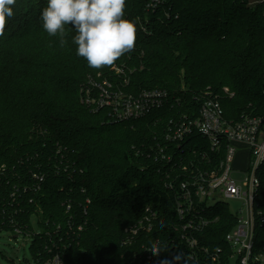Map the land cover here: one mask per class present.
Wrapping results in <instances>:
<instances>
[{
  "label": "trees",
  "instance_id": "obj_1",
  "mask_svg": "<svg viewBox=\"0 0 264 264\" xmlns=\"http://www.w3.org/2000/svg\"><path fill=\"white\" fill-rule=\"evenodd\" d=\"M148 3L126 0L135 46L99 70L76 55L72 25L63 44L42 29L47 0H16L0 35V232H25L36 216V264L55 252L66 264H229L231 213L213 207L217 221L194 236L208 256L196 261L175 213L180 183L218 158L165 137L169 121L196 116L206 96L228 121L264 117V1L164 0L154 12ZM97 75L132 93L163 89L168 103L138 120H110L86 104ZM257 234L264 242V229ZM153 246L162 250L152 255Z\"/></svg>",
  "mask_w": 264,
  "mask_h": 264
},
{
  "label": "built area",
  "instance_id": "obj_2",
  "mask_svg": "<svg viewBox=\"0 0 264 264\" xmlns=\"http://www.w3.org/2000/svg\"><path fill=\"white\" fill-rule=\"evenodd\" d=\"M163 1L149 0L148 10L154 11ZM117 71L116 74H119L120 71ZM124 84L126 86L127 82ZM87 86L86 104L93 111L104 109L113 121L144 118L152 111L166 106L169 98L163 89L132 93L99 75L91 78ZM196 139L204 140L205 143L194 144ZM165 141L169 147L176 146L179 150L204 145L218 158L214 170L206 173L197 171L190 180L175 188L178 230L193 260H198L199 255L208 256V250L200 249L194 236L217 221L218 216H215L216 210L213 207H223L228 200L239 199L243 201V210L233 213L225 208L235 219L234 227L224 238L230 248L229 260L236 259V264H264V242L258 243L257 234L258 230L264 229V206L257 201L261 188L259 174L264 171V117L228 121L219 101L206 96L200 102L196 116L181 114L169 121ZM164 149L167 150V147ZM160 152L162 154V150ZM241 152L248 154L246 168L242 171L246 176L242 185L244 192L231 177L235 171L233 164ZM162 160L170 162V158L163 155ZM219 195L221 199H218ZM11 234L14 239L19 236L33 238L36 235L30 224L25 232L14 227ZM62 253H53L44 264H66Z\"/></svg>",
  "mask_w": 264,
  "mask_h": 264
},
{
  "label": "clouds",
  "instance_id": "obj_3",
  "mask_svg": "<svg viewBox=\"0 0 264 264\" xmlns=\"http://www.w3.org/2000/svg\"><path fill=\"white\" fill-rule=\"evenodd\" d=\"M16 0H0V35L7 20L14 16ZM126 0H47L40 12L41 27L50 36L59 35L63 44L66 27L75 30L76 55L89 68L111 66L136 42V26L125 18ZM153 246L148 251L157 255Z\"/></svg>",
  "mask_w": 264,
  "mask_h": 264
},
{
  "label": "rangeland",
  "instance_id": "obj_4",
  "mask_svg": "<svg viewBox=\"0 0 264 264\" xmlns=\"http://www.w3.org/2000/svg\"><path fill=\"white\" fill-rule=\"evenodd\" d=\"M110 71H113L115 74L118 73L117 69H115L114 67L110 68ZM200 143H205V141L199 140L194 142V144ZM247 155V152L238 153V156L233 164L235 171L231 175L232 180L237 182V185L241 187L242 192L245 191V188L242 185L246 176L242 171H244L246 168ZM221 198L222 196L219 195L218 199ZM223 208L236 213L239 210L244 209L243 201L239 199H230L224 204ZM29 224L33 233L38 234L40 229L36 216H32L30 218ZM31 245L32 240L30 237L19 236L17 239H14L11 233L0 232V264H13L19 263L20 261L24 262L25 259L29 261V264H36L33 261L31 255ZM229 264H236V259H230Z\"/></svg>",
  "mask_w": 264,
  "mask_h": 264
},
{
  "label": "crops",
  "instance_id": "obj_5",
  "mask_svg": "<svg viewBox=\"0 0 264 264\" xmlns=\"http://www.w3.org/2000/svg\"><path fill=\"white\" fill-rule=\"evenodd\" d=\"M251 4H253L255 1H258V0H249ZM264 1V0H262Z\"/></svg>",
  "mask_w": 264,
  "mask_h": 264
}]
</instances>
